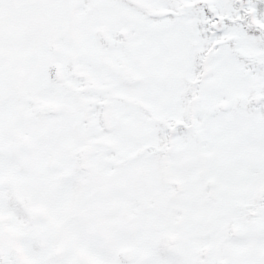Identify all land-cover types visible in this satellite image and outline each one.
<instances>
[{
    "label": "rangeland",
    "instance_id": "rangeland-1",
    "mask_svg": "<svg viewBox=\"0 0 264 264\" xmlns=\"http://www.w3.org/2000/svg\"><path fill=\"white\" fill-rule=\"evenodd\" d=\"M179 1L0 0V201L3 209L16 206L19 216L0 217V259L5 264L32 262L24 241L42 264H134L122 251L135 240L155 245V253L162 255L160 264H196L198 255L196 258L194 253L203 246L207 234L208 227L200 229L205 219L217 227L212 264H224L223 256L227 264H264V121L263 135L258 138L244 125L254 116L233 110L218 114L216 123L225 138L219 154L237 173L231 179L229 173L217 169L214 174H225L223 185L238 190H214V201L203 206L192 195L202 190L180 194L184 219L198 229L182 235L179 243L166 234L172 229L171 220L181 214L176 204L179 190L174 184L178 178L164 177L172 172L176 157L163 165L159 149H150L151 154L144 155L141 148L136 153L145 141L161 143V121L135 109L129 120L141 124L145 120V128L132 131L119 115V125L111 133L99 126L97 117L90 125L86 120L85 125L81 123L95 93L103 91L99 88L94 92L92 83L90 92L82 93L78 74L81 66L87 65L88 82L94 79L95 71L105 81L108 75L118 82L122 80L121 73L101 58V50L107 47L100 35L102 27L111 30L132 22L143 27L140 23L144 22L146 27L139 29L145 33L151 30L150 41L155 42L151 54L157 66L161 61L169 67L176 58L174 63L185 72L194 64L195 52L190 56L188 36L196 33L195 18L199 26L206 27L208 10L202 0L190 6H181ZM256 1L260 9L261 0ZM217 2L224 9L233 4L231 0ZM178 7L181 11L174 15L171 10ZM229 29L239 32L242 46L254 51L257 37L248 31L249 26L237 22ZM204 30L196 33L197 38ZM181 31L183 38L174 51L171 43ZM223 48L220 61L235 49L232 42ZM57 63L64 68L65 76L58 77ZM213 66L218 76L239 75L242 59L231 61L229 73L216 67L215 61ZM22 67L24 72L20 71ZM153 76L162 79L161 72ZM230 76L222 80L233 86ZM140 88L148 90L147 95L155 100V111H169L163 105L161 83ZM85 96L88 99L84 101ZM54 102L60 104V112L49 111ZM191 134L182 131L184 143L177 152V167L196 185L200 170L194 171L186 164L187 157L195 158L193 144H198V140L190 139ZM108 135H115L120 144L112 143ZM131 149L135 150L132 155L128 152ZM144 157L150 159L145 175ZM182 163L186 165L180 167ZM199 164L200 168L202 160ZM138 190L142 194H137ZM132 201L136 203L133 207ZM258 201L255 216L251 211ZM40 205L51 216L44 212L33 218ZM237 215L240 232L236 235L226 225ZM15 220H21L17 229L10 226ZM59 243L62 251H58Z\"/></svg>",
    "mask_w": 264,
    "mask_h": 264
},
{
    "label": "flooded vegetation",
    "instance_id": "flooded-vegetation-1",
    "mask_svg": "<svg viewBox=\"0 0 264 264\" xmlns=\"http://www.w3.org/2000/svg\"><path fill=\"white\" fill-rule=\"evenodd\" d=\"M195 1L198 0H180L179 2L181 6H190ZM231 2L233 4L228 7L230 9H224L217 0H202V5L206 6L208 10V19L206 20V27L199 26L197 18L194 19L193 28L196 30V33L205 30L203 35H199L198 38L197 34H193V32L188 36L192 45L190 56L195 52V60L194 64L189 68H185V72H182L178 68V64L174 63L176 58L171 61L169 67L163 66L161 61L159 66L155 64L152 58L153 55L151 54V49L155 48V42L150 41L149 31L151 30L145 33L139 29L146 27L144 26V22L140 23L143 27L132 22L128 26H119L111 30L110 28L102 27L100 30L104 46H107L101 50V58L121 73L122 80L120 82L116 79L113 80V75H108L107 81H105L102 75L97 74L96 71L94 79L88 82L87 65L83 64L84 66H81L80 72L78 70V74H80L82 79L81 88L84 90L83 94L90 92L92 83H94V92L99 88L103 90L102 92L95 93L94 100L87 109L88 112H86L84 118L81 117L83 125H85V120L89 125L92 124L93 119L97 117L99 126L103 130L105 127L111 133L119 125L117 121L119 115L124 119L123 122L125 121L130 126L132 131L135 130L134 128L138 129L141 126L145 128L148 124L144 122V119L142 124L129 120L130 113L134 112L135 109L142 111V114H146L154 118V120L161 121L160 125L164 131L161 143L151 140L145 141L136 150V153L141 148L144 151V155L145 153L151 154L150 149H159V155L164 157L162 159L163 165L165 160L169 162L173 156L176 157L172 172L167 176L164 174V177L171 178L175 176L178 178L174 184L177 190H179V196L176 197L178 202L176 204L181 207L179 209L181 214H179L180 218H173L176 221L171 220L172 229H167L166 231L167 236L176 243L181 242L180 237L182 235L187 232L193 233L192 229L194 232L198 229L196 225H191V221L184 219L185 214L180 194L185 190H202L192 195H194L199 206H203L204 204L207 205L208 201H214V190H238V187L227 188L223 185L222 176L229 173V178L231 179L236 176L234 173H237V171L232 169L226 157L219 154V147L225 142V138L220 134L218 124L216 123L218 114L233 110L243 115H252L254 116V120L251 123L244 121V125L249 130L254 131L258 138L263 135L264 0H261L262 5L260 9L256 0H231ZM168 10H164V13L169 12ZM171 11L176 15L181 10L178 7ZM237 22L245 23L251 28L248 31H253L252 33L257 37L254 38L255 48L253 52L242 46V38L239 32L230 31L229 25ZM188 37L186 38V42H188ZM182 38L181 31L179 38L174 43H171V46H174V51L176 50V43ZM230 42L233 43L235 48L231 53L237 56H230L231 53H228L226 58L220 61V56L223 58L222 53L224 48L222 49V46L225 47ZM238 56L242 59L241 72L238 71L239 75L230 76L231 74H227L218 76L215 74L214 61L217 64L216 67L220 66L221 69L229 73L231 72V61L234 62L235 59L239 60L240 57ZM20 71L24 72L23 67L20 68ZM160 72L162 73V79L158 76H153ZM56 73L58 77L65 76L64 68H62L60 63H57ZM181 73L185 74L182 75ZM229 76L232 77L231 83L234 87L227 85L228 83L222 80V78ZM171 78L175 79L169 80ZM156 82L162 84L160 94L163 105L169 108V111L164 110L160 114L155 111V109L158 110V107L155 100L147 95L148 90L140 88V85H153ZM175 93L179 94L173 96ZM87 99L88 97L85 96L84 101ZM61 109L60 104L54 102L53 107L49 108V111L60 112ZM42 116L45 117V115ZM183 130L192 131L190 139L195 140V142L198 140V144H193L195 158L191 156L186 158L188 162L186 164H189L188 167L197 172L200 170L199 175L196 177V185H192L190 177L180 172L177 167V159L179 157L177 152L183 147L184 143L181 138ZM214 134H217V136L214 137ZM107 138L116 145H119L121 142L115 135H108ZM128 152L132 155L135 153V150L131 149ZM123 159L127 160V157ZM199 160H202L200 168ZM186 164L182 163L180 167ZM149 169L150 159L144 157L142 174L145 175ZM202 169L205 175H203ZM215 169L225 174H214ZM139 193L142 194V190H138L137 194ZM130 204L133 207L136 203L132 201ZM208 210L207 206V212ZM238 219L239 215L235 216L231 222L227 221L226 227L230 225L233 228L234 223L239 225ZM204 228H207L204 244L198 249L196 255L194 253V257L198 255L196 264H212L213 262V236L217 231V227L211 226L209 221L205 219L200 226V229ZM229 237L226 239H229ZM132 242L133 244L130 246L132 249L131 255L129 258H126L128 261L134 262V264H160L159 259L162 255L155 253V245H150L148 241L141 243L139 240H135ZM210 244H212L211 249L206 254V247Z\"/></svg>",
    "mask_w": 264,
    "mask_h": 264
},
{
    "label": "trees",
    "instance_id": "trees-1",
    "mask_svg": "<svg viewBox=\"0 0 264 264\" xmlns=\"http://www.w3.org/2000/svg\"><path fill=\"white\" fill-rule=\"evenodd\" d=\"M0 208H2L1 207V205H0ZM17 207L16 206H13V207H11V208H8V209H3L2 208V211H0V217L1 218H3V219H5L4 217H6V215H12L13 217H14V215L16 216V217H18L19 218V216H18V212H17ZM16 221V220H15ZM20 221V220H19ZM14 224V223H13ZM18 222L16 221L15 222V226H18ZM23 246H24V250L25 251H27L28 253H29V259L32 261V262H30L29 264H42L41 262H40V259L39 260H36L37 258H38V256L35 254H33L29 249H28V245L26 244V242L24 241V243H23ZM4 260L2 259H0V264H5L4 262H3ZM5 262H7V261H5Z\"/></svg>",
    "mask_w": 264,
    "mask_h": 264
},
{
    "label": "water",
    "instance_id": "water-1",
    "mask_svg": "<svg viewBox=\"0 0 264 264\" xmlns=\"http://www.w3.org/2000/svg\"><path fill=\"white\" fill-rule=\"evenodd\" d=\"M45 212L44 208L40 207L35 213H34V218H38L40 215H42L43 213ZM48 213V212H47ZM234 230L237 231V226H234ZM211 246L207 247L205 252L207 253L209 251ZM63 250V247L62 245L60 244L58 246V251H62ZM131 252H132V249L131 248H126L123 252V255L126 257V258H129L130 255H131Z\"/></svg>",
    "mask_w": 264,
    "mask_h": 264
}]
</instances>
